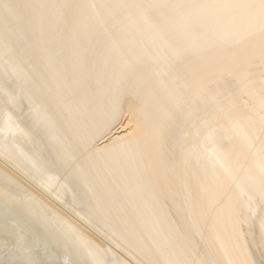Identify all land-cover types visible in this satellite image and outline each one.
<instances>
[{"label": "bare ground", "instance_id": "1", "mask_svg": "<svg viewBox=\"0 0 264 264\" xmlns=\"http://www.w3.org/2000/svg\"><path fill=\"white\" fill-rule=\"evenodd\" d=\"M0 158L88 264L129 263L72 214L138 264H264V0H0Z\"/></svg>", "mask_w": 264, "mask_h": 264}, {"label": "rangeland", "instance_id": "2", "mask_svg": "<svg viewBox=\"0 0 264 264\" xmlns=\"http://www.w3.org/2000/svg\"><path fill=\"white\" fill-rule=\"evenodd\" d=\"M1 162L3 163L4 161L0 158V165L1 166L5 165V168L7 169L10 168L9 165L6 166V163L1 164ZM17 170L18 169L10 168L8 171H10L11 173L14 172L12 174H14L15 176L19 178V175L21 174V172ZM25 181H26L25 183L27 185L30 184V186L33 183V182H28L27 180ZM17 192H20V191H17ZM17 194H19L17 196L18 198L21 197L20 196L21 193H17ZM4 196L0 197V212L2 213L0 214V219L1 221L5 222L4 225L6 226L11 225L12 220L14 219H15L14 221H17L18 224H15L16 226L12 225L13 228L11 227V231L9 233H6L3 225L0 226V264H88L87 258L84 259L80 257L79 255H75L72 253L73 252L72 250L77 248V242H75L73 239L69 237L62 235L58 226L55 224V221L53 219L52 220L54 222L51 220L50 217H49L50 219H48V217H42V218H39L40 220H38V216L35 213L37 209L31 208V207H25L24 210L21 211V213L15 210H10V209L6 210V208L4 210L3 206L5 204L3 205V202H2L3 198L4 200H6L5 199L6 196L5 197ZM20 199L22 200L23 198H19L17 200H20ZM58 202L59 201H57V203ZM57 203H55L56 208H59L60 206H63L64 204V203L62 204L61 202H59L62 204V205L61 204L59 205ZM65 205L67 204H64V206ZM68 206L69 205L65 206L64 209L66 207L68 209ZM62 209L60 207L59 210H61V212L63 213L65 212L66 214H68L70 218L71 213L70 214L68 213L69 210L67 209L62 210ZM66 210L68 212H66ZM71 211L73 210L71 209ZM72 213H75V212H72ZM73 215L74 214H72L71 220L74 223H77V224L80 223L79 226L85 229L86 232L92 234L93 237L98 242L100 241L99 243L102 244V246H104L105 248H108L109 250L113 249L114 251L113 250L112 251L115 252L120 257H122V259L127 261V263L138 264L135 262V260H133V258L127 255L126 252H123L121 249H119L117 245H115L114 242H112L111 239L107 238L104 235V233L100 231L99 228L93 229L91 228L92 227L91 225L85 224V222H83L84 218L82 219L80 215L75 214L76 216H80L79 218ZM80 218L82 220H80ZM21 221L31 222V226L27 227L23 225ZM38 221H40V224L36 223ZM49 229H53V231L56 232L54 233L55 236L50 234L52 230H49ZM94 230H96V232ZM20 243H25L26 247L21 246ZM51 254L53 255V257H51L52 256Z\"/></svg>", "mask_w": 264, "mask_h": 264}]
</instances>
